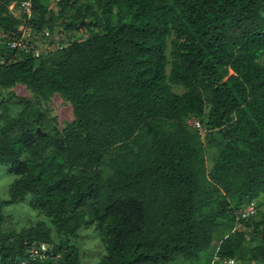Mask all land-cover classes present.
<instances>
[{"label":"trees","instance_id":"trees-1","mask_svg":"<svg viewBox=\"0 0 264 264\" xmlns=\"http://www.w3.org/2000/svg\"><path fill=\"white\" fill-rule=\"evenodd\" d=\"M21 1L0 0V164L13 175L0 264H80L90 226L95 264H264V0ZM56 18L90 33L38 56L8 45ZM55 93L73 119L45 129ZM18 203L43 218L2 230ZM217 228L230 229L218 245ZM41 243L46 257L29 258Z\"/></svg>","mask_w":264,"mask_h":264},{"label":"rangeland","instance_id":"rangeland-1","mask_svg":"<svg viewBox=\"0 0 264 264\" xmlns=\"http://www.w3.org/2000/svg\"><path fill=\"white\" fill-rule=\"evenodd\" d=\"M45 1L50 9H52L54 12L57 10V0ZM22 12H24L23 9L15 7L14 13L24 18L22 16ZM27 26L28 25H25V23L20 25L19 28L21 29L22 33L21 37L25 40H28L30 46L39 48L41 51L40 53L53 52L54 50L67 45L71 40H82L86 38L90 33L89 29L84 27H80L79 29L67 33L63 30L60 20L57 18L53 23L52 30H48V28L45 27L42 31L35 32L33 29H31L28 33L27 29L29 27ZM94 30L96 29L94 28ZM11 90L15 93L16 97H27L29 99H33L32 93L22 84H16ZM181 90L182 89H179V91ZM41 105L45 114V129H49L52 125L62 128L66 121L73 119L71 105L57 93H55L47 103H42ZM212 153L213 149H208L206 151V165L208 168L211 165L210 157L212 156ZM12 179L13 175L7 173L6 167L0 164V201L8 197L7 187ZM259 200L264 202V200H261V198H259ZM260 210L264 211V204L261 206ZM3 213L6 224L1 226L2 230L13 232H20V230L34 225L39 218H43V216L39 215L36 211L28 209L26 203L9 204L3 208ZM233 229L243 230L246 240L250 239L251 227H241L239 222H235ZM220 231H223V234ZM228 232H230V229L228 228L227 230L225 228L223 230L217 228L215 230L212 243H215L216 241L218 245L221 236L226 235ZM79 235L80 237L76 239L75 242V244L79 247V263L95 264V261L103 251L98 233H96L92 226H90L89 228L81 229L79 231ZM213 260L217 261L216 258H213ZM218 264H223V262L218 261ZM224 264H226V261H224Z\"/></svg>","mask_w":264,"mask_h":264},{"label":"built area","instance_id":"built-area-1","mask_svg":"<svg viewBox=\"0 0 264 264\" xmlns=\"http://www.w3.org/2000/svg\"><path fill=\"white\" fill-rule=\"evenodd\" d=\"M21 6L25 7V10L29 11L30 9V1L29 0H23L21 1L20 3ZM9 9L13 10L14 11V3H11L10 6H9ZM28 30V33L30 32V28L27 29ZM8 45L12 48H17V47H28L29 46V41L28 40H25L23 39L22 37L16 41V40H12V41H9L8 42ZM40 50L39 48H35L34 50V55L35 56H38L40 54ZM195 125L198 127L199 126V123L198 121H195L194 122ZM255 211V207H254V204L253 203H250L245 209H244V213H243V216H248V215H251L253 214ZM46 250V246L45 244L41 243L40 246H36L35 244H32L29 248H28V257L29 258H44L46 257V255L44 254V251ZM26 261L25 260H21L20 262L18 263H15V264H26L25 263ZM234 261L233 260H227L226 261V264H232Z\"/></svg>","mask_w":264,"mask_h":264},{"label":"water","instance_id":"water-1","mask_svg":"<svg viewBox=\"0 0 264 264\" xmlns=\"http://www.w3.org/2000/svg\"><path fill=\"white\" fill-rule=\"evenodd\" d=\"M37 131H38L39 133L41 132L39 128H37Z\"/></svg>","mask_w":264,"mask_h":264}]
</instances>
